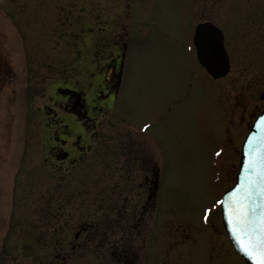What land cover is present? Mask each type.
<instances>
[{
    "label": "rangeland",
    "instance_id": "obj_1",
    "mask_svg": "<svg viewBox=\"0 0 264 264\" xmlns=\"http://www.w3.org/2000/svg\"><path fill=\"white\" fill-rule=\"evenodd\" d=\"M205 20L222 31L230 59L217 80L193 43ZM115 58L104 137L68 160L75 139L65 114L54 120L53 100L94 79L105 93ZM263 107L264 0H0V264H112L135 245L134 264H246L218 201ZM126 161L134 193L123 196L134 199L144 171L159 169L156 207L136 242L128 218L114 221L117 233L105 218L113 182L121 191L127 182Z\"/></svg>",
    "mask_w": 264,
    "mask_h": 264
},
{
    "label": "flooded vegetation",
    "instance_id": "obj_2",
    "mask_svg": "<svg viewBox=\"0 0 264 264\" xmlns=\"http://www.w3.org/2000/svg\"><path fill=\"white\" fill-rule=\"evenodd\" d=\"M203 22H209L208 20H205ZM203 33H206L203 31ZM126 47V41L123 42V51ZM208 52L211 50L209 48H206ZM209 54V53H208ZM120 59V58H118ZM118 59L115 60V62H111V60L107 61V72L104 74V77L102 80H104V83L102 84L105 86V93L97 95L95 91L97 89H94L95 86H99V82L97 79H94V84L92 87L88 86H81L80 89H78L76 84H73V86H68L70 89H63L62 92H59V95H56V97L53 100L54 107L51 108L54 111L55 119L56 120L59 116L57 115V111L59 110L61 113L65 114L66 119L65 123L68 126L69 130V138L72 140L74 138V141H71L72 143V149L71 151H65L66 154L69 156H66V159L71 160V156L74 154H80L82 157V160L84 158V155L87 153V149L89 146L94 145L95 143H99L102 141V138L104 137V130H105V124L106 120H108V113L110 109L112 108L111 104L106 101L110 96H113L114 91L117 89L119 85L120 80V62ZM80 72L75 73L74 76L79 75ZM111 74H114V77H111ZM78 77L82 78V74H80ZM212 79H214L212 76H210ZM220 79V78H218ZM217 80V79H214ZM101 85V86H102ZM64 116V115H63ZM60 121L62 119H59ZM56 138V136L54 137ZM118 140V138H117ZM66 142V141H65ZM128 144L132 142V139L126 141ZM126 144L124 143L123 146ZM122 143L121 138L118 140V150L119 151H126L124 149H121ZM127 149L129 147L127 146ZM137 152V151H135ZM143 153V151L141 150ZM134 156V154H133ZM98 158L100 159L101 156L99 155ZM118 160V157H116ZM119 161V160H118ZM130 163L126 161V168L128 171L130 167ZM127 176V182L122 185V191L117 187L119 183L113 182L112 191L107 196L104 201H106V212H105V218L107 219L108 224H113V232L117 233L120 230L119 227H121V224L119 226H115V222H120L122 217L128 218L129 225L128 228H124L129 230V237L132 239V242H136V237H134L133 233H137V235L142 234L146 230L147 222L145 220V215L150 209H155L156 207V198H157V192H158V179H159V169L158 166L154 163V165L148 169L147 171H144L145 176L142 179V181L138 182L136 185L138 187V190L140 194H137V197L134 199V197H129V195L123 196L124 190H127V192L131 195L134 193V184L130 181V172ZM130 183V184H129ZM136 195V194H135ZM123 196V198H121ZM121 202H123L121 204ZM109 216H113V220H109ZM90 226V224H88ZM95 225L99 227V222ZM86 226L83 227L85 229ZM111 227V226H110ZM110 232V231H108ZM124 232H126L124 230ZM82 232H79L76 234V237L78 238L79 235ZM107 233V232H106ZM146 238V235L144 236ZM180 239V238H179ZM181 241V239H180ZM145 239L142 241V245H144ZM141 245V246H142ZM114 248L111 251V254H116V250L120 248V246L116 243L113 244ZM71 247L74 249L76 246L73 244ZM132 248V246H131ZM129 246L124 247L123 250L125 253L123 254V258L118 259V262H112V264H123V263H130V261L133 259H137L136 253H138V247L133 246L131 249ZM118 254V251H117ZM137 256V257H136ZM135 259V260H136ZM108 262H111L108 260ZM132 264H134V261L132 260Z\"/></svg>",
    "mask_w": 264,
    "mask_h": 264
},
{
    "label": "snow or ice",
    "instance_id": "obj_3",
    "mask_svg": "<svg viewBox=\"0 0 264 264\" xmlns=\"http://www.w3.org/2000/svg\"><path fill=\"white\" fill-rule=\"evenodd\" d=\"M211 34L203 33L199 42L210 45ZM260 133L248 140L241 183L220 200L229 228L240 250L254 262L264 264V117L259 118ZM147 128V125H145ZM210 209H205V219Z\"/></svg>",
    "mask_w": 264,
    "mask_h": 264
},
{
    "label": "water",
    "instance_id": "obj_4",
    "mask_svg": "<svg viewBox=\"0 0 264 264\" xmlns=\"http://www.w3.org/2000/svg\"><path fill=\"white\" fill-rule=\"evenodd\" d=\"M203 31H205L206 33H210L212 37L210 45L206 47H202L201 43L199 42V38L203 34ZM194 44L196 46L197 57L200 64L207 70V72L213 78L216 79V78L224 77L228 74L230 70V62L226 54V50L224 48L223 33L217 26H215L211 22L200 23L195 29ZM206 48H209L211 51L208 52ZM260 117H264V109L257 115L252 125L250 126V129L242 143L240 158H239V166H238V171L236 173L235 181L232 184V186L229 189H227L226 192L223 194L221 200H227L228 199L227 194L241 183V175L243 173L244 161L246 159V152L249 147L248 140L250 137L254 138L259 135L260 129L257 127V124L259 123ZM220 207H221L222 223L224 225L229 240L233 244L235 250L243 257V259L247 264H254V262L250 260L240 250L235 238L232 235L231 229L229 228L227 217L223 211V205L220 204ZM33 253L34 250L29 247L23 250V254L25 256H32Z\"/></svg>",
    "mask_w": 264,
    "mask_h": 264
},
{
    "label": "trees",
    "instance_id": "obj_5",
    "mask_svg": "<svg viewBox=\"0 0 264 264\" xmlns=\"http://www.w3.org/2000/svg\"><path fill=\"white\" fill-rule=\"evenodd\" d=\"M2 83H3V80H2Z\"/></svg>",
    "mask_w": 264,
    "mask_h": 264
}]
</instances>
